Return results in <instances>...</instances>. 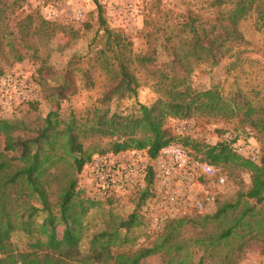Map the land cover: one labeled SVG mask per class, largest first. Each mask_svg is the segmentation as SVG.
Returning <instances> with one entry per match:
<instances>
[{
	"label": "trees",
	"instance_id": "obj_1",
	"mask_svg": "<svg viewBox=\"0 0 264 264\" xmlns=\"http://www.w3.org/2000/svg\"><path fill=\"white\" fill-rule=\"evenodd\" d=\"M24 1L0 0V10L3 2L12 7ZM92 1L96 21L82 27L93 32L89 50L71 57L59 73L47 65L48 55L42 57L30 43L40 38L43 26L51 34L50 23L28 14L17 20L13 31H0V80L14 64L26 59L40 62L37 84L51 103L44 116L30 121L0 116V264H140L153 255H161L165 264H195L198 254L196 264H235L249 240H264V217H258V207L264 205V147L257 143L264 134V94L235 90L224 95L217 86L199 91L191 86L190 75L195 65L217 66L238 54L235 49L250 45L241 25L250 20L256 31L264 28V0H209L207 17L188 10L174 27L151 19L144 33L152 45L142 54H133L128 38L107 26L102 5ZM161 45L166 60L158 63ZM46 75H57L55 85ZM148 84L156 96L151 103L136 102L130 113L112 110L121 101L136 100ZM82 89L96 90V98L82 109L62 111V103ZM39 91L38 87V99ZM38 99L15 109L27 106L37 111ZM169 119L174 120L172 126ZM198 120L237 121L247 130L244 142L253 140L259 147L258 163L234 151L240 135L208 144L186 129L176 132L177 126L195 127ZM171 144L231 174L248 173L250 187L213 215H199L195 237L182 233L194 222L186 217L169 221L151 245L112 252L132 243L128 233L144 224L139 211L150 196L152 173L147 166L146 187L137 191L133 212L113 229L87 235L85 220L99 206L97 197L114 196L97 192L89 197L80 189L79 177L92 158L135 150L154 159ZM18 234L22 244L13 241Z\"/></svg>",
	"mask_w": 264,
	"mask_h": 264
},
{
	"label": "rangeland",
	"instance_id": "obj_2",
	"mask_svg": "<svg viewBox=\"0 0 264 264\" xmlns=\"http://www.w3.org/2000/svg\"><path fill=\"white\" fill-rule=\"evenodd\" d=\"M102 5L103 14L107 26L111 30L120 31L128 38L131 43L133 54H142L149 50L151 40L145 36L146 22L151 19H159L160 22L169 27H174L181 23V16L185 11H193L207 17L209 9L207 2L209 0H98ZM28 14H37L47 23L53 26V32L50 34L46 27L43 26V32L40 38H34L30 43L35 46L42 57L48 55L47 65L51 67L53 72H61L66 66L67 61L73 56H83L89 50V44L92 39L93 32H86L82 29L85 23H95L96 7L92 0H25L19 6H10L8 2H3L0 10V31H13L14 24L21 17ZM252 22L241 25L249 46L235 49L238 53L226 58L217 66L210 63H199L193 67L190 75L191 86L199 91H203L217 86V88L227 95L235 90L248 93L259 92L264 94V28L256 31L252 26ZM166 29L164 32H167ZM49 34V35H48ZM160 42L157 43V46ZM162 46V45H161ZM156 59L158 63L166 60V52L162 47L157 48ZM40 62H33L26 59L20 63L14 64L6 74H23L30 78L36 85L38 81L37 70L40 68ZM51 71V73H52ZM47 76V75H46ZM45 76V78H46ZM57 75L47 76V82L55 85ZM39 102L38 110L32 111L27 106L15 109L12 114H3L0 116L5 118H18L27 121L36 117L44 116L51 108V103L46 97V92L42 86H39ZM97 91L87 92L81 90L80 94L62 103V111L69 108L79 110L90 104L91 100L96 98ZM156 98L151 86H143L138 92L137 99L124 100L117 105L112 106V110H118L122 113H130L136 102L149 104ZM262 96H260V99ZM259 99V98H258ZM172 126L174 120L166 121ZM193 123L185 124L184 128L198 140L204 143L214 144L222 139H229L235 135H240L239 142H244L247 130L240 129L237 121H220V120H198L195 127ZM194 128V129H193ZM258 146L264 147V134L259 136ZM253 141V140H251ZM254 143V141H253ZM256 145V144H255ZM258 149L259 147L256 146ZM259 151V149H258ZM141 158L144 160L145 156ZM225 178V186L216 199L215 204L207 213L213 215L220 206L233 203L238 192L247 191L250 187V176L246 172H237L231 174L225 168H220ZM82 172L79 177V186L85 196L93 197L95 193L90 189L87 178ZM138 188L128 187L113 193L110 199L105 197H97L99 206L92 209L85 220L87 226V235H91L105 229H113L115 223L120 219H125L130 215L136 207L138 201ZM110 200V201H108ZM144 205V204H143ZM139 213L142 215V207ZM259 206V218L264 217V205ZM202 214V215H204ZM143 217V216H142ZM200 217L192 214L188 218L194 221L183 228L182 233L186 238L195 237L200 232L195 223ZM227 220H224L226 223ZM143 225L139 228H133L128 233V239L133 240L132 243L115 247L112 252L128 251L151 245L158 234L151 231L150 225L143 218ZM217 223L208 225V230H212ZM218 226V225H217ZM120 236L124 237L125 231H119ZM13 241L16 244H22L24 239L18 234ZM236 242V240H234ZM197 252L198 250H194ZM199 253V251L197 252ZM199 255V254H198ZM198 255L193 259L195 264ZM140 264H165L161 255H153L142 260ZM206 264H221L217 262H208ZM235 264H264V240L248 241L240 256L235 259Z\"/></svg>",
	"mask_w": 264,
	"mask_h": 264
},
{
	"label": "built area",
	"instance_id": "obj_3",
	"mask_svg": "<svg viewBox=\"0 0 264 264\" xmlns=\"http://www.w3.org/2000/svg\"><path fill=\"white\" fill-rule=\"evenodd\" d=\"M37 99L38 86L25 75L12 74L0 80L3 114H12L16 107ZM176 132L181 134L185 128L179 125ZM233 149L242 158L258 163L259 151L253 141L237 142ZM147 166L152 173L150 196L142 207V216L155 234L169 221L207 213L225 186L219 168L176 144L161 148L154 159L144 151L135 150L95 155L83 173L86 172L91 190L107 196L128 187L144 189Z\"/></svg>",
	"mask_w": 264,
	"mask_h": 264
}]
</instances>
